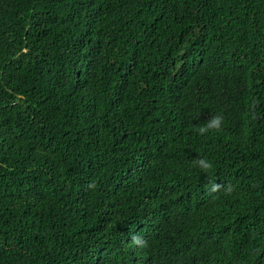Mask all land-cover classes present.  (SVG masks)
<instances>
[{"label":"trees","instance_id":"16d2710c","mask_svg":"<svg viewBox=\"0 0 264 264\" xmlns=\"http://www.w3.org/2000/svg\"><path fill=\"white\" fill-rule=\"evenodd\" d=\"M0 264H264V0H0Z\"/></svg>","mask_w":264,"mask_h":264},{"label":"clouds","instance_id":"9594fccd","mask_svg":"<svg viewBox=\"0 0 264 264\" xmlns=\"http://www.w3.org/2000/svg\"><path fill=\"white\" fill-rule=\"evenodd\" d=\"M223 116L222 115H211L210 119L201 127H199L197 129V131L199 132L200 135H204L210 131H220L222 129V124H223ZM193 166L194 167H199L202 171L204 172H208L211 168H212V164L210 161H208L206 158H202V157H198L196 160L193 161ZM209 183L211 184V192H216L218 191L222 186L221 185H217L215 184L214 181H209ZM90 187H94V185H90ZM207 187V185H206ZM225 191L227 194H231L232 192V186L231 185H227L224 186ZM132 243L134 245H140L143 246V244L145 243L144 239L142 236L140 235H135L132 237ZM215 261L217 259H224L225 256L221 255V254H215L214 256ZM214 261V263H215Z\"/></svg>","mask_w":264,"mask_h":264}]
</instances>
